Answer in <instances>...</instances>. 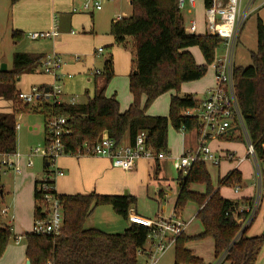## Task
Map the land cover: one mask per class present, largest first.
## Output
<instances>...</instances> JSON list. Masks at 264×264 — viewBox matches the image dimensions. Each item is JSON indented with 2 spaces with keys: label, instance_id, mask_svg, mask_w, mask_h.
<instances>
[{
  "label": "trees",
  "instance_id": "16d2710c",
  "mask_svg": "<svg viewBox=\"0 0 264 264\" xmlns=\"http://www.w3.org/2000/svg\"><path fill=\"white\" fill-rule=\"evenodd\" d=\"M22 0H11L12 7ZM206 8L212 0H204ZM257 50L251 54L249 67H234V85L240 113L247 132L248 141L254 147L255 160L260 167L264 165V24L257 17ZM243 32V31H242ZM111 35L116 46L126 48L127 40H133L132 71L129 76V92L132 104L124 113L116 96L108 97L106 91L97 92L85 104H59L57 99L40 98L35 104H24L19 100L18 84L22 77L36 73L41 68L45 56L17 53L13 57L11 70L0 72V99L12 102V113H0V151L6 154L17 152V117L30 113L41 115L47 136L48 122L53 118H65V130L69 132L62 138L66 156L78 157L85 145L98 143L103 134L113 139L117 145H135L137 136L145 132L147 144L156 152L168 153V129L171 125L176 131L182 128L193 132L197 121L186 116L187 111L198 108L200 101L194 95L172 96L169 114L166 117L149 116L148 108L161 96L176 91L187 83L198 82L214 64L216 51L223 40L217 35L188 34L185 19L178 8V0H134L132 16L111 24ZM26 35L14 32L13 41L21 43ZM241 37V36H240ZM239 37L238 44L241 42ZM237 44V46H238ZM191 48H199L205 61L204 66L196 64ZM103 76L107 83L114 79L112 57L106 60ZM49 88L41 87V91ZM155 179L159 180L160 163L155 164ZM50 167L44 166L45 176H52ZM242 173L230 172L219 179L218 188L241 186ZM34 189V219L41 216V195ZM54 187L53 180L48 182ZM179 188L175 203V213L180 217L185 206L193 202L199 206L198 218L204 232L200 239L212 238L215 255L221 263L256 264L263 246L264 234L248 236L256 214L250 218L240 207L253 206L254 200L232 202L224 199L213 188L207 164L197 162L188 176L179 174ZM203 185L205 194L194 193L191 187ZM59 195V194H58ZM169 188L160 187L157 203L164 205L171 197ZM64 207V228L62 234L52 236L24 234L27 245L26 257L31 264H138L139 252L147 244L148 229L131 225L120 234H107L98 229H86L87 220L98 207L109 206L124 221L128 222L130 211L137 204L136 196H103L96 193L88 195H59ZM10 229L0 227V259L14 241ZM187 239L184 235L176 245L177 261L198 262L192 253L184 250ZM179 264V263H176Z\"/></svg>",
  "mask_w": 264,
  "mask_h": 264
},
{
  "label": "crops",
  "instance_id": "0c3cea01",
  "mask_svg": "<svg viewBox=\"0 0 264 264\" xmlns=\"http://www.w3.org/2000/svg\"><path fill=\"white\" fill-rule=\"evenodd\" d=\"M201 1L203 2V12L202 8L201 10L199 8V4ZM2 6L7 14L5 28L0 23V27L5 37L6 33L11 30L13 33L19 32L23 35L28 34H25V31H52L56 23V26L60 33V38L57 40H49L48 43L50 44V47L48 49V44L46 43V45H41L40 49H37L36 51L31 53H33V55H42L45 57L56 53L62 60V67L57 72V74L61 77L60 82L58 83L60 85L62 83L61 86L63 87L62 92L57 100L59 104H71L73 99H76L78 102V100H80V97L83 96H85L87 98L86 101H88V99L92 98L97 92L105 90V93L108 97H117L122 113L128 110V108L132 104V96L129 92V76L132 71V56L124 53L123 62H119L113 56H110L113 59L115 74L114 80H112L110 83H107L105 77L103 76L104 66L106 60L109 57L105 59L102 70H99L97 68V61L87 59L89 53L95 50L96 46H101V48H110L115 46L114 37L106 36V34L102 30H99V28L97 27L99 24L97 23V21H95L94 18L96 14H86L82 12L73 13V10L78 8V5L73 0H22L20 3L13 7L11 5V0H0V7ZM205 8L206 7L204 5V0H199L196 10L200 15V17L198 18V34L200 35L207 34L205 26L206 20L204 19L205 16L203 15V13H205ZM102 12H104V10ZM255 15L259 17L264 24V7L257 13H255ZM115 18V16H112L110 19V30L111 24L115 20ZM13 44L19 45L20 43L13 42ZM117 50L118 49L114 47L112 49V52L116 54L118 52ZM189 51L192 53L191 50ZM78 54L85 55L86 60L84 61L83 59V61H81V58ZM103 54L101 55L103 56ZM11 69L12 68L9 69L8 67V70ZM97 72H100L101 74L97 75ZM212 73L214 76L213 78L215 85V75L214 72ZM43 74L44 73L39 69L34 74L22 77L20 83L18 84L19 91L22 92L20 86L23 84V81L30 77L39 78L37 81H35L36 84L34 86H37L39 88L53 87V85L57 82V79L54 76L47 74H44L48 76L45 78L44 76H42ZM118 76L126 79L128 88L127 94L125 93L124 84V94L121 95V91L116 84V79ZM43 77L45 79H42ZM201 81L202 80L198 82ZM188 84L191 83H187L186 85ZM186 85L184 84L181 87V90L179 91V94H177V96L181 97L185 95H194L197 98L199 93L203 95V97H205V93L209 88L212 87L213 84L208 85V87L206 89H203V91H196V86L193 88H186ZM78 104L81 103L78 102ZM9 105H12V102H7L0 99V113H12V108L11 106L8 107ZM180 132L183 136L182 147L180 148V150H172V152L175 154H179L181 151L183 156L185 153L193 151L197 148L198 136L196 131ZM236 132L234 134L228 135H233L232 137L235 138ZM229 141L230 140H228V136L226 135L223 138L211 140L208 145L209 148L212 149L211 151L216 156H218L217 154H220V156L225 157L227 154H231L228 150L232 149L233 144L229 143ZM124 143L125 144L122 145H128V140L126 139ZM235 151L236 154L232 153V155H235L234 160H223V162L226 161L230 164H226L227 166H229V168L226 169L227 172H229L222 178H225L230 172L238 170L242 173L243 181L241 186H239L240 188L238 192H236L235 188H233L230 190V193L228 195L229 197L226 196V193H222L221 196L224 199L230 200L235 203H240L243 200H254L258 197L259 199L261 198L260 210L257 214L256 220L251 225L248 232V236L250 237L259 236L264 234V165L262 166L263 170L262 168L260 169L255 158H251L248 156V146H245V148H243L242 146L237 144L235 145ZM251 159L253 160V165H255L260 172L255 182L249 184L247 183V179L252 177L253 172L251 171V165L246 163ZM159 163L161 168L162 163ZM23 164L24 162L22 161V166ZM155 164L156 163H151L146 160H140L133 170L127 172L114 168L111 161L106 158L64 156L58 160L56 166V168L64 173V176L55 177L54 188L59 195H88L91 193H96L103 196H124V194L127 193V195L138 196L137 194L141 191H146L147 193H149L150 188L153 187L152 190H154V192L155 190H157V192L154 193V195L157 197L159 188L166 186V188H169L173 193V195L171 196L172 198L170 197L169 199V201L171 202L173 199V209L171 210L172 213L175 210V203L177 201L179 193L177 181L173 189L170 185H168L167 182H165L164 178H162V169L160 176L158 177L160 181H157L155 179ZM218 167L220 168L221 164ZM38 180L39 179H35L33 182L30 181V183H28L26 187H23L16 194L17 206L19 202L21 210L26 211V213H30V215H32V223L29 231L23 230L16 219L15 211H13L14 236H22L27 233H32L35 209L34 189L35 183ZM224 189L228 190V188ZM27 190L30 191V198L25 203V201L21 200V198L23 192ZM216 190L221 192V188L217 187ZM242 190L245 192H242ZM191 191H193L192 187ZM9 196L10 195L8 194V197ZM12 206L14 210V203H12ZM96 211H99L97 214L98 217L95 216ZM133 213L141 217L148 218L138 214V212L134 209H132L129 214ZM159 213H163V210L161 209ZM118 219L122 218H120L111 207L102 206L98 207L94 211L92 216L87 220L85 226H87V224L91 222V229H98L107 234H120L129 227V223H125L126 221L124 220L123 223H121ZM194 221L195 217L186 221L188 223V229L194 223ZM24 241L19 245H16L15 243L13 245L10 244L9 246H12L10 250L8 249L9 247L7 248L3 257L0 259V264H26L29 260L26 257L27 245ZM220 264H222L221 261ZM256 264H264V246Z\"/></svg>",
  "mask_w": 264,
  "mask_h": 264
},
{
  "label": "built area",
  "instance_id": "2783aa9c",
  "mask_svg": "<svg viewBox=\"0 0 264 264\" xmlns=\"http://www.w3.org/2000/svg\"><path fill=\"white\" fill-rule=\"evenodd\" d=\"M78 8L73 13L96 14L104 10L105 6L117 1H125L132 6L134 0H73ZM199 0H178V8L182 12L187 10L192 14ZM264 7V0H212L211 7L205 8V19L207 23V34L217 35L223 40L221 55L216 56L211 68L215 71V85L208 89L205 97L200 101V105L193 111H187L186 116L193 117L197 121L195 129L198 136V146L195 150L185 153L180 159L179 173L184 177L191 172L193 165L197 162H211L218 167L224 159L234 160L232 154L225 157L216 156L208 147L211 140L223 138L233 128H238L248 136L244 126L243 118L240 113L234 85L235 52L239 37L244 29L247 19L255 15ZM124 17L118 16L115 21H120ZM185 26L188 34H198V23L196 19H191ZM30 41L57 40L60 38L58 28L54 26L52 31L29 32L25 36ZM103 48L97 51L98 55L103 54ZM62 67V60L56 53L44 58L40 70L47 75L54 76L57 82L49 88V92L41 91V88L33 86L30 92H20L19 100L24 104H35L40 98L57 99L62 92L60 75L58 70ZM97 72V75H100ZM72 105L78 104L76 99ZM65 118H53L48 122L46 144L44 150L36 149L31 155L21 156L18 152L6 154L0 151V227L10 229L14 233V214L13 206L7 202L8 194L2 184L4 177H9L11 173L21 174L22 161L27 167H33V159L41 156L45 163L55 168L52 176H45L38 180L37 192L41 195V216L44 218L34 219L32 233L42 236L59 237L64 228V207L63 203L52 185L55 177H62L64 173L56 168L60 158L66 156L62 143L64 135L69 134L65 130ZM17 130L20 125L16 126ZM181 131H185L182 128ZM248 156L255 158L254 147L248 141ZM78 157H98L106 158L111 161L116 169L123 171L133 170L140 160L151 163H158L167 158L164 152L156 150L147 144V134L140 133L135 145H117L116 142L106 134L94 145H85ZM243 161V160H242ZM241 161V162H242ZM240 187H236V192ZM259 197L254 199L253 206L240 207V211L252 218L258 209ZM128 222L131 225H139L148 229L147 244L139 255L146 256L147 264H161L162 258L172 249H176L178 240L185 234L188 223L177 216L175 210L169 215L164 216L159 213L155 218L148 219L137 214H129ZM25 238L23 235L15 236L14 243L21 244ZM47 264H53L49 262Z\"/></svg>",
  "mask_w": 264,
  "mask_h": 264
},
{
  "label": "rangeland",
  "instance_id": "374dc122",
  "mask_svg": "<svg viewBox=\"0 0 264 264\" xmlns=\"http://www.w3.org/2000/svg\"><path fill=\"white\" fill-rule=\"evenodd\" d=\"M203 2L201 1L199 4V8L201 10ZM199 10V9H198ZM199 10V11H200ZM195 10L193 14H189L187 10L182 11V15L185 19V26H188L189 20L196 19L198 23V18L200 17L199 12ZM203 12V8H202ZM205 16V13H203ZM118 17V16H123L124 18H129L132 16V6L128 4L125 1H117L116 3H110L107 4L104 8V12L102 13H96L94 16L95 21L99 24L97 27L99 30H102L106 36H112L111 35V30H110V22H111V17ZM203 16V18H204ZM6 18L7 14L6 11L3 9V6L0 7V23L1 25L5 28L6 26ZM114 19V18H113ZM205 19V18H204ZM257 16L253 15L249 19H247L243 32L241 33V42L238 44L235 52V64L237 66H242V67H249L252 63L251 61V54L256 52L257 50ZM206 20V19H205ZM205 26H206V32H207V23L205 21ZM30 32V31H29ZM28 31L24 32L29 33ZM34 32V31H33ZM12 30L8 31L6 33V37L4 36V33L0 27V68L2 65H7L10 68L13 66V57L17 53H26V54H33L31 52L36 51L37 49H40L41 45H46L48 44L47 49L50 47V44L48 43L49 40H40V41H30L28 39H24L21 41L19 45H14L13 44V39H12ZM200 35V34H198ZM117 48L118 52L114 54L112 52L113 48ZM114 47H108V48H103L104 49V54L98 55L97 51L101 48V46H96L95 50L89 53L88 60H94L97 61V68L99 70L103 69V63L105 59H107L110 56H113L115 59H117L119 62H123L124 59V53H127V55L132 56L133 58V52H134V47H133V40L128 39L127 40V45L126 48L123 46H114ZM192 54L195 58L196 64L198 66H204L205 61L202 56L201 51L199 48H191ZM222 50H217L216 51V56L221 55ZM79 57L81 58V61L86 60L85 55L83 54H78ZM96 55V56H95ZM215 71L213 68L209 67L207 75L202 79L201 82L198 83H191L186 85V88H193L196 86V91H203V89H206L208 85H214V76ZM45 78L48 77L47 75H42ZM42 79H45V78ZM115 78V77H114ZM39 78L38 77H30L26 80L23 81V84L20 86L22 92H30L31 88L36 84L35 81H37ZM114 80V79H113ZM116 84L119 90L121 91V95L124 94V84H125V93H128V88H127V82L126 79L118 76L116 79ZM62 85V83H61ZM110 85V84H109ZM212 85V87H213ZM211 87V88H212ZM63 88V87H62ZM210 89V88H209ZM179 94V92L172 91L169 92L163 96H161L159 99H157L147 110L148 115L152 116H168L169 114V108H170V99L171 96H176ZM183 97V96H181ZM203 95L198 93L197 99L203 100ZM87 98L85 96L80 97V100H78L79 103H85ZM22 102V101H21ZM23 103V102H22ZM12 108V105H9L8 107ZM17 125H20V129L17 130V152L21 156H28L31 155L36 149H41L44 150L45 144H46V132H45V123L44 119L41 115L37 114H27V115H21L17 117ZM229 143H232V149H229L230 153L235 152V145H240L243 148L245 146L247 147V140L245 138V135L241 130H238L235 134V138L232 137L233 135H227ZM182 134L180 131H176L171 125L169 126L168 129V153H167V158L163 161H161L162 166V178H164L165 182L168 183L173 189L175 187V183L179 177V167H180V162L179 159L182 156V152L180 151L179 154H175L172 152L173 151H178L182 147ZM231 137V139H230ZM233 138V139H232ZM209 147V145H208ZM210 150H212L210 148ZM171 152V153H170ZM226 153V152H225ZM218 157L220 154H217ZM253 160L247 161L246 164L251 165V171L252 177L247 179V183H254L257 177L259 176V169L253 165L254 163L252 162ZM207 170L209 172L210 178H211V183L214 189L218 187V182L219 179H223L222 177L225 176L227 172V166L226 164H230L226 161L221 162V167H215L211 162H207ZM232 165V164H231ZM44 166H45V160L41 156H36L33 159V167H27L26 165L23 164L21 167V174L20 175H15L13 173L10 174L9 177H4L2 184L5 186L7 193L11 196L7 198V202L9 203H14V210L15 211V216L18 221V223L21 225V228L23 230L29 231L32 223V215L30 213H26V211L21 210L20 203L18 202V206L16 204V194L19 190H21L23 187H26L30 181H34L35 179H42L45 177V172H44ZM264 167V166H263ZM263 170V168H262ZM50 172H55L54 167L49 168ZM221 177V178H220ZM262 178V177H261ZM163 188L166 189V186ZM224 188H228V190H225ZM221 188L220 195L222 193H226V196L229 197L230 190L233 189L232 187H224ZM26 189V188H25ZM150 188L149 193L146 191H141L139 192L136 196L137 198V204L134 206V210L138 212V214L148 217L149 219L155 218L159 211L162 209L163 214L165 216L170 215L171 210L173 209V199L172 202L167 201L162 206H159L157 203L158 198L154 195L157 190H152ZM192 189L194 193H199V194H205L206 193V187L203 185H194L192 186ZM10 192V193H9ZM233 192V190H232ZM242 192H245L242 190ZM171 194L173 195L172 191ZM30 191H24L21 200H24L25 203L27 200L30 198ZM125 195V194H124ZM171 195V196H172ZM134 196V195H132ZM172 198V197H171ZM175 199V198H174ZM110 210V209H109ZM98 212L96 211L95 216L98 217ZM199 212V206L193 202L188 203L184 210L180 214V218L183 221H188L189 219L195 217L194 223L187 228L185 232V238L187 239V242L184 244V250L191 252L192 257L199 259L198 262H187L186 259H182L177 261V256H176V249L170 250L161 260V264H220V259L216 258L215 255V243L212 238H204L200 239L199 236L202 235L204 232V226L202 222L196 218V214ZM119 222L123 223V219H118ZM127 223V222H125ZM129 223V222H128ZM91 222L85 226L86 229H91ZM25 242V241H24ZM11 244H14V241L11 242ZM26 244V242H25ZM11 245V246H12ZM11 246H8L9 250ZM148 246V244H147ZM7 250V249H6ZM138 264H147V258L146 256L139 255L138 257ZM228 264V263H224Z\"/></svg>",
  "mask_w": 264,
  "mask_h": 264
},
{
  "label": "water",
  "instance_id": "95a60500",
  "mask_svg": "<svg viewBox=\"0 0 264 264\" xmlns=\"http://www.w3.org/2000/svg\"><path fill=\"white\" fill-rule=\"evenodd\" d=\"M133 4V3H132ZM8 71V66L7 65H2L0 68V72L5 73ZM49 92V89L46 90V93ZM238 130V128H233L232 130H230L228 132V134H234L236 131ZM47 167H50V164L48 162L45 163ZM124 196H127V193H125ZM26 264H31L30 261H28Z\"/></svg>",
  "mask_w": 264,
  "mask_h": 264
}]
</instances>
